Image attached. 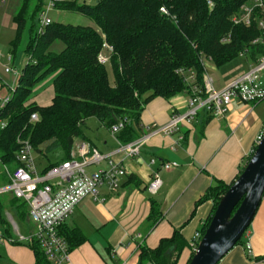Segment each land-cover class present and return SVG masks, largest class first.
Masks as SVG:
<instances>
[{
	"label": "trees",
	"instance_id": "trees-1",
	"mask_svg": "<svg viewBox=\"0 0 264 264\" xmlns=\"http://www.w3.org/2000/svg\"><path fill=\"white\" fill-rule=\"evenodd\" d=\"M1 3L2 0L0 6ZM252 4V0H101L90 7L62 2L56 8L83 16L96 28L50 24L40 34L39 16L44 10L42 0H22L13 18L17 37L12 44L15 48L18 46L31 23V41L27 48L30 61L18 77L13 97L0 109V119L8 121L0 136V188L10 183L5 169L11 174L22 166L17 160L21 142H28L33 151L39 153L62 149L66 161L71 158L75 140L84 138L82 124L88 118H97L108 129L127 122L121 131L125 145L137 139L132 122H138L150 101L157 98L171 101L189 93L191 85L181 72L194 71L193 84L202 90L204 58L217 68L239 58L255 64L264 56V45L255 44L262 37L258 23L264 20L263 10L255 9L250 27L234 25L232 21L242 7ZM161 9L169 15L163 14ZM229 35L231 42L223 44L222 40ZM55 40L65 45L58 55L49 52ZM105 45L112 48L109 61L114 72V85L109 82L106 65L99 63ZM49 75L54 76L51 104L46 107L29 104L34 89ZM34 114L38 121H31ZM206 116L208 119L213 117ZM233 183H216L199 202L213 203L212 214L201 230L202 235L221 198ZM10 203L20 218L26 217V203L13 196ZM2 208L0 201V210ZM149 220L151 228L162 220L155 203ZM59 235L69 251L85 239L79 230L69 231L64 225ZM243 238L237 246L246 245ZM171 248L174 251L169 254ZM186 248L191 251L189 264L194 252L180 232H175L172 238L161 241L154 250L143 247L141 262L178 264ZM32 249L35 264H51L38 242H34Z\"/></svg>",
	"mask_w": 264,
	"mask_h": 264
},
{
	"label": "crops",
	"instance_id": "crops-1",
	"mask_svg": "<svg viewBox=\"0 0 264 264\" xmlns=\"http://www.w3.org/2000/svg\"><path fill=\"white\" fill-rule=\"evenodd\" d=\"M13 18L4 14L1 19V24L9 27L11 35L8 40L11 41L17 30ZM29 28L30 23L25 31L30 32ZM19 52H16L15 58L9 55L7 60L14 62L17 68L21 67L22 73L30 57L27 49ZM104 53L110 58L109 51L105 50ZM0 55V58L4 57ZM251 66V62L239 58L219 68L226 71L224 77L220 75L215 81L205 75L204 79L211 80L215 90H221L234 78L249 71ZM18 77L16 75L12 85L17 86ZM1 87L3 85L0 83ZM7 97V92L0 95V99ZM53 97V85L39 84L29 104L46 107ZM187 99L188 94L171 101L157 98L144 107L138 122L131 125L138 134L137 139L147 138L138 157L125 158L120 152V146L124 143L123 134L121 131L113 134L101 121L109 133L99 131L98 145L85 138L75 140L71 157L79 158L80 147L89 145L110 160L121 163L127 175L116 192L103 186L98 201L84 199L66 221L64 229L79 230L85 237L80 245L70 251V262L67 264H152L141 262L143 247L154 250L161 241L172 238L175 232H180L183 239L190 243L197 233H201L212 214L213 203L199 202L216 183H233L245 167L257 138L264 133V102L249 104L233 99L223 117L208 119L202 114L196 122L185 125L176 135L153 134L155 126L166 125L174 113L186 111ZM179 138H183V142L177 145ZM152 160L156 161L155 164H152ZM173 162L178 164L177 168L168 172L161 170L164 163ZM106 166L107 160L89 169L94 172ZM155 171H160L162 187L157 195L151 196L148 185ZM11 199L9 194L0 197L3 207L0 210V232L6 238L0 244V264H35L32 246L35 241L38 242L34 239L38 235V228L28 214L25 217L28 228L26 233H22L17 222L22 218L12 207ZM153 203L160 211L162 220L151 228L149 217ZM19 238L25 240L20 242ZM245 243L250 244V251L246 245H239L219 264H264V196ZM190 255V249L183 250L178 264H187Z\"/></svg>",
	"mask_w": 264,
	"mask_h": 264
},
{
	"label": "built area",
	"instance_id": "built-area-1",
	"mask_svg": "<svg viewBox=\"0 0 264 264\" xmlns=\"http://www.w3.org/2000/svg\"><path fill=\"white\" fill-rule=\"evenodd\" d=\"M66 1L51 0L46 10L42 11L39 16L40 34L51 24L48 19L49 12L56 9L58 3ZM252 1L251 6L242 7L240 14L233 17L234 25L250 27L255 9L261 8L264 13V0ZM208 4L211 7L213 6L211 2ZM161 12L166 16L169 15L165 9H161ZM258 25L262 37L256 40L255 44L264 45V20L259 21ZM230 42V35L222 40L223 44H229ZM105 49L112 53L111 47L105 45ZM109 60L110 58H106L103 54L99 56L101 65H106ZM263 71L264 56L253 64L249 71L234 78L221 90H215L212 81L209 79H204V88L199 89L197 85L193 84L195 75L192 74L190 79H186V82L191 85L186 101V111L184 113H174L166 125L155 126L153 134L176 135L185 125L196 122L202 114L215 118L223 117L229 111L233 99L249 104L264 102V84L260 76ZM190 72L192 71L190 70ZM5 73L17 75L16 72L8 68L5 69ZM181 74L184 75L185 73L181 72ZM9 100V97L0 99V103L3 104L2 107L7 105ZM31 121H38V116L36 114L32 115ZM126 123H119L111 129V132L116 134L122 131ZM5 127L6 125L2 124V129ZM263 135L264 133L257 138L256 145L260 143ZM146 141L147 138L143 137L121 145L120 152L127 159L138 157L141 147ZM182 142L183 138H179L177 145ZM32 152L33 148L28 142H21L17 160L22 166L11 174L5 169L10 183L0 188V195L10 194L27 204L29 217L38 228V235L34 239L40 244L47 260L51 264H67L70 262V251L64 239L59 235L60 228L84 199L92 198L98 201L99 191L103 186L111 192H116L120 187L121 180L127 175V171L121 163L110 160L108 156L100 154L97 150L90 148L89 145H82L79 149V158L72 156L69 160L53 166L46 172L39 173L31 161ZM106 160L107 166L104 169L87 172L90 167L99 166ZM155 162L152 160V164H155ZM177 167L178 164L175 162L164 163L161 170L168 172ZM161 187L160 171H155L148 185V192L151 196H155ZM202 237L201 233H197L190 242V247L194 252ZM245 237H247V233ZM5 240V236L0 232V244H3ZM24 240L19 238L20 242ZM246 249L251 250L249 243H247Z\"/></svg>",
	"mask_w": 264,
	"mask_h": 264
},
{
	"label": "rangeland",
	"instance_id": "rangeland-1",
	"mask_svg": "<svg viewBox=\"0 0 264 264\" xmlns=\"http://www.w3.org/2000/svg\"><path fill=\"white\" fill-rule=\"evenodd\" d=\"M21 1L22 0H2L1 6H0V53L3 58H0V83L3 85V87L0 88V95L7 92L9 94V98L13 97V91L17 87L16 84L12 85L13 79H15L16 75L11 74L7 75L5 74V69H11L13 72H16L17 75L21 74L22 68H17L14 62L10 63L7 59L8 56L11 55L13 58H15L16 52L20 51L19 53H23L28 48L31 36L29 30L24 31L23 36L21 37L20 41L18 42V46L15 48L12 42L16 40L17 34L13 35L12 40L9 39V32L8 28L4 25H2V17L5 14L6 16H15L16 12L18 11V8L21 7ZM51 0H42L44 5V10H46V7L49 5ZM101 0H67L66 2H75L78 4H86L90 7H94L97 5V3ZM48 19L50 20L51 24H61V25H72V26H81V27H91L96 28L94 23L90 21L89 19L80 16L75 13H71L68 11L60 10L58 8L52 10L48 14ZM31 27V23H30ZM30 29V28H29ZM65 49V45L60 40H55L49 47V52L53 54H61L62 51ZM104 56H106V53H103ZM108 57V56H106ZM109 58V57H108ZM234 66V65H233ZM106 70L109 77V82L111 85H114V72L112 69V65L110 64V61L106 64ZM203 67L205 69V75L209 79H213L215 81L218 80V76L224 75L226 71L224 69L220 70L215 66V64L207 59H203ZM194 74V71L190 72L188 71L185 73L186 79H190L191 75ZM221 76V78H223ZM262 82H264V71L260 74ZM53 76L49 75L46 78H44L40 85H53L52 81ZM5 85V86H4ZM11 88V90H10ZM37 93V92H36ZM3 104L0 103V109L2 108ZM1 115V114H0ZM8 121L6 119H0V136L2 132V124L6 125ZM103 131L104 133H109L108 129L102 125V123L97 118H88L84 124L81 126V131L83 134V137L85 140L93 141L96 145L97 138L99 135V131ZM84 138H81L80 140H84ZM66 153L62 149L54 150L50 153H39L33 151L31 154V161L33 163L34 168L39 173H42L46 168H48L50 165L59 164L62 161H64L66 158ZM92 172L91 169H88L87 171ZM10 195V194H9ZM26 218L28 217L29 209L27 206L26 209ZM22 233H26V228H28V224L25 218L17 220ZM245 237L243 238V240ZM194 252V251H193Z\"/></svg>",
	"mask_w": 264,
	"mask_h": 264
},
{
	"label": "water",
	"instance_id": "water-1",
	"mask_svg": "<svg viewBox=\"0 0 264 264\" xmlns=\"http://www.w3.org/2000/svg\"><path fill=\"white\" fill-rule=\"evenodd\" d=\"M264 196V135L221 198L189 264H219L248 232ZM174 248L169 250V254Z\"/></svg>",
	"mask_w": 264,
	"mask_h": 264
}]
</instances>
